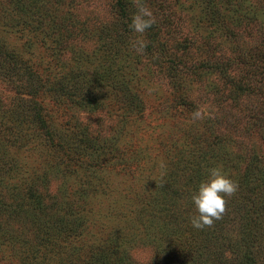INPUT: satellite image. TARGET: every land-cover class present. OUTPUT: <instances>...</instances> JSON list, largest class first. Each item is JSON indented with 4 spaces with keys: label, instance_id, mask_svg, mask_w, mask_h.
Here are the masks:
<instances>
[{
    "label": "trees",
    "instance_id": "1",
    "mask_svg": "<svg viewBox=\"0 0 264 264\" xmlns=\"http://www.w3.org/2000/svg\"><path fill=\"white\" fill-rule=\"evenodd\" d=\"M9 1L13 4V7L16 6L17 9L14 12L9 9V11L3 13L2 18L4 19H2V21L6 22L7 26L9 25L11 28L14 27L17 30L26 29L25 25L34 20H46L39 14H42L40 8L46 7L47 5H44L43 7L36 6L33 10V15H28V17H26L27 14L23 12H26L28 9L22 11L24 6L20 4L23 2H29L31 5L35 3H47L51 5H48V8H51V10L44 16L45 18H48V21L51 24L49 25L51 28V36L58 38L61 43V45H58L53 52L62 55L64 53L63 64L58 62L57 68L58 70L62 68L63 70H67V72H64L63 74V83L61 82L59 85L57 84L58 89L62 90L63 88V94L61 92L60 98L61 100L63 99V102L65 103L66 99L70 100V97L73 96L74 102L72 101V108L79 112H84L83 110L90 111V108H92L98 113L96 114V118H94L95 120L89 118L81 119L76 116L78 121H76L73 131L76 132L75 134L78 133L82 136L80 143H82L81 145L83 146L84 153L80 152L79 155H82L83 159L86 158L87 152L95 153L94 148L99 141L102 143L100 147L104 148L105 152H109L108 155H112L116 152L119 153L116 159L125 158V160H127V156H130L131 159L135 155L140 156L139 152H134L132 150L133 144H126L127 146L117 149L118 142L114 140L111 143L113 133L110 131L107 136V132L112 127L118 128L116 123L121 122L118 118L122 116L121 114L117 115V113L114 112L119 106L123 105L124 107L128 106L130 112L139 109L137 113H143L140 110L142 106L139 105V108H137L135 104H125L124 100L127 98L125 97L124 92L133 88L134 92L129 94V96H131L130 100L139 104L141 95H144V92H148L151 90V87H154V83L156 80L158 81L160 75L176 74L183 78L184 81L181 82L186 83L188 79H185L180 71L183 66L187 67L186 70L183 71V74L191 76L192 78L194 77L196 86L193 87V91L198 92L200 89L205 92V95L210 93L212 99L215 96L220 104H226L229 109L225 107L224 111L226 113L224 114L208 112L202 114L203 119L198 120H194L192 115L188 114V121L176 122L177 128L184 134V138L180 137V141L178 140L169 143L166 151L168 152V156L174 161L173 163H162L164 161L161 159L162 162L157 163L159 167L156 165L157 168L162 166V169L167 176L165 178L162 177L161 182L159 181L160 184H162V188L165 190L164 192L162 189V193L167 196V201H171L166 208V211L170 212L169 214L167 213L168 215L173 216H175L174 213L176 211L179 217L180 213H182L177 209L179 199L191 203L192 195L198 191L200 183L207 179L209 175L208 170L212 167L221 166L224 172L228 173L227 175L238 185L236 193L232 197L227 198V206L233 208V211L229 213L233 212L240 215V220H237V215L235 216L232 213L228 215L231 220L226 221L225 219L224 222L223 220L221 221V219L216 220L212 227H205L202 230L197 229V233L201 232L202 235H205L206 239L213 234L215 235V233H222L225 231L224 228L227 227L226 224H232L237 228L234 230H237L241 237H245L252 242L261 240V249L264 254V215L257 214L260 210L264 209V166L261 169L262 172H256L258 165L253 166V169L247 172L243 178L241 175L232 172L233 169L237 170L240 168L242 164L241 162H245L247 158L261 157V155H258L255 150L257 148H255L254 145L244 142L242 136L254 129L261 137H264V38L260 37V42L257 40V43L250 46L242 44L233 48L234 55L239 63L242 64L243 68L253 65L256 67V71H254V75L249 77H241L240 75L231 76L228 74L225 62L216 61L215 58L213 61L207 58L195 67H193L194 65L192 62H189L190 60L186 53L188 47L196 46L200 53L207 56V52L211 50L213 51V55L220 53L217 46L211 47L210 45H204V42H199L194 45H183L180 40L175 39V41H173L175 43L172 50L163 47V41H159V34L161 33L158 32L160 31V23L158 22V19L160 17L161 19L166 17V19H169L167 20L169 23H173L172 18L167 15L168 11H166V6H169V4H167L166 0H141V3L146 4L151 9L153 16L155 17V23L144 33V40L147 47L143 53H137L135 49L132 48V42L136 39L134 37V31L129 25L131 23L132 15L137 10L133 5V0H117L120 10V12H117L120 13L119 16H117L110 25L104 23L101 27L98 25L101 23L100 21H90L88 19L89 17H84L83 15H80V13L77 15L74 13L73 9L75 8V0ZM197 1L199 0H195V2ZM202 1L207 3L206 8L202 12L204 22L211 19L210 21L216 27H222L223 30L221 34L224 36L229 35L235 39L240 37L235 26L236 24L230 26L222 25L223 19L221 18V15L224 12L219 6L221 7L222 1L223 3H226L231 0ZM234 1L238 5L236 11H243L244 13L241 14L245 16L244 18H248L249 24L256 21L259 23L263 22L264 17L259 19V16H261L260 12L264 7L262 6L264 5V0L258 1V3L262 1L260 8H257L259 9L258 11H256V5L253 4L254 1L248 0L254 9L252 12L244 11L241 9V6H239L240 2H245V4H247V0ZM10 7H12L11 4L7 6L6 9ZM162 8L165 10L163 15H161ZM53 9H55V11L51 14ZM59 14L61 18H59ZM36 16L39 19H34ZM181 16H179V18H181ZM81 18H83V20H81ZM239 20H241V18H239ZM190 21L195 26H199L201 23L199 17L197 20L195 18H190ZM235 22L238 23L237 18ZM261 25L264 27V22ZM110 26L114 27L111 28ZM117 26H119V28L116 30ZM262 29L264 30V28ZM167 33H171V31ZM261 33L263 34L264 32ZM164 34L162 38L164 37ZM248 34L250 35V33ZM8 36L9 37H0V82L13 84L11 83V77L14 74L23 73L22 70H24V73H26L25 82L27 85H31L32 82L33 84H36V87L41 84L43 85L44 83L41 82L40 79H38L39 84L34 81V73L38 68L35 62L30 58H27V60L24 57H22V59L20 57L22 54L18 51V48H22L21 45L25 44L24 40L19 36L23 40L20 41L21 44H19L15 40L16 37L14 34L11 33L8 34ZM214 36L215 35L211 36V38H214ZM208 39L207 37L205 38L206 43L208 42ZM59 51H63V53ZM67 55L69 58H67ZM143 55H145V57H143ZM216 58H218V56ZM89 69L92 70L91 75H89ZM245 72L248 73L249 70L246 69ZM256 75H260L261 80L254 83L252 80ZM126 78H128L129 84L123 83ZM67 79L72 81L69 86H66L65 84ZM220 79L221 83L219 81ZM214 80L219 82L215 83ZM131 82L133 83L132 85L130 84ZM174 83L175 84H172L171 88L176 102L175 105L180 107L183 105H189L191 109H195V102H192L193 100L189 98V95L181 90V86L177 81H174ZM201 86L206 88H201ZM99 88L101 90L103 88L108 89L104 94H101L104 98L101 100L98 99L95 93H92L96 89L100 90ZM79 90H84V95H80L78 92ZM90 93H92V96ZM249 93L252 96V100L247 96ZM255 94L262 97L263 101L260 102ZM207 96L209 97V95ZM120 99L122 100L120 101ZM7 100H12V95L10 93H4L0 89V215H3L5 212L14 214L16 221L19 217H22L20 218L21 220H26L24 225L30 226L27 220L29 212L25 207V205L29 207L30 202L27 200L26 196H23L24 188L21 187V185H25L26 188L29 189L26 193V195H28L27 197H33L32 195H34L36 191V184H46V190H48L49 195H51V200L53 201L52 204H54L52 212L53 210L56 212V208L63 211V206L66 209L70 208L69 204L66 202L63 203V193L62 191H59L58 186L54 185L53 189L47 186L50 184V181L54 177L53 174L56 172L54 158L56 157V150L60 147L61 143H59L58 140L56 141L54 131H52L47 125L46 117L40 113L39 108L36 107L35 104L30 105L28 109H25V107L20 104V101L15 99V102L21 105V109L15 107L13 108V113L7 114L4 112V109H12L7 105ZM106 105H113L115 111H105L104 108ZM239 105L247 107L250 117H252L250 122L244 114V119L251 123L249 126L245 127V129H238L244 119H238V115L234 117V114L236 113L235 107ZM21 110L22 112H20ZM247 117L250 119L249 115H247ZM44 126L48 128V135L50 137H44L45 134L42 133L40 134L42 137L39 142L31 143V140L35 137L34 134L36 129L44 130ZM71 134L73 135V138H75V135L73 133ZM185 134H187V136ZM121 135L124 136V133L122 132ZM176 135H178V133ZM23 137L28 138L26 144L31 143L28 150L33 146V150L29 154L28 151H26V161H29L30 163L32 162L34 164L33 167H30L27 163L23 164L24 160H16L14 158L15 156L10 153L14 146L13 142L16 139H21ZM68 143L69 145L67 148H70L73 143L69 140ZM153 145L156 144L153 143ZM97 152L99 153L98 150ZM72 156L73 155L70 153L69 158H72ZM21 159H24V157H21ZM146 160L149 163L153 159L146 158ZM155 161L156 159L154 162ZM98 163L99 160L92 158L89 160L88 165L81 163L80 167H82V169L85 167V169L87 168L90 170L91 165L94 166ZM143 167L144 166L140 163L129 164L123 166L122 170L139 172L138 169ZM148 170L150 171L149 168ZM148 170L147 168L144 169V171ZM6 175L11 176L10 185L8 180L5 181L4 176ZM54 181L57 180L55 179ZM29 191L32 192L30 196L28 194ZM5 194H8V196L11 197V201L5 198ZM241 197H246L248 202V208L244 212H242L243 204L241 203ZM253 204H255V206ZM109 205L112 206L113 202H109ZM183 209L181 210L183 211ZM72 210L76 209L72 208ZM76 212H82L83 215H79V217L76 218L77 221L74 222L72 226L68 225L66 214H64V216L55 214V216L52 217L54 218L52 220V225L54 234H56L55 239L59 238L61 233H64L67 230L69 231L67 236H71L73 232L77 241H79L80 238L81 241L84 242L82 243V246L76 247L81 250L88 249L85 256H89L90 260H88L86 264H134V261H132L133 250L139 246V243H142V246H147V242H149L151 237L150 232L153 230L150 229L149 225L143 226L141 224V222L143 223V221H146L142 215L143 212L137 214V220H132L127 217L120 220V224H109V221L112 218L118 220L117 218L120 217L121 213L115 214L111 210L104 211L103 216L97 221V234L95 235V238L92 239L96 242L95 245L92 246L84 241L87 236L84 231L89 229V226L85 223L87 219L82 218L89 213H87L88 211H85V213L80 209ZM76 212L72 213L78 215ZM194 213H196V209ZM169 218L170 217L165 216L161 221L169 223ZM184 223L185 222L182 220L181 226H173L172 230H162L160 228L163 232L162 235L172 236V239L174 240L177 239V235L182 238V234L180 233L181 230H184L185 233H187L188 230L187 227H184ZM74 227L78 228L75 229ZM4 229L7 231V227L0 220V235L4 233ZM48 230L50 231L51 228H48ZM155 230H157L155 231V234L160 231L159 229ZM226 231L223 232V234H225ZM169 238L171 237H166V239ZM8 240L3 242H7ZM206 241V246H213L210 240ZM3 242H0V253L5 248H10V251L13 250V245L9 247L4 245ZM45 242L46 236L43 234L42 243L44 244ZM68 243L70 246H73L70 242ZM39 244L42 245L41 243ZM184 244L185 240H183V246ZM38 245L35 243H27V247L25 248L27 250L24 252L29 251L30 254L32 253L36 255V246ZM160 245L163 247L164 244ZM4 246L5 248H3ZM227 246L230 252L232 249L235 250L231 245ZM196 249H201V247ZM70 252L75 253L74 248L71 249ZM251 252L252 251H247L243 255L244 257L246 256L247 260L242 261V257L241 261L239 259L240 263L243 264L249 261L251 259ZM67 254L70 255L71 259L67 258L69 261L67 259H65V261H79L73 260L70 253ZM67 254H65L64 257H67ZM263 256L264 255L261 256V259ZM29 258L32 260L30 255L26 254L24 257L25 260ZM167 258L168 257H165L163 260L164 262H162L163 264H166V262L171 263V261L173 263L171 258ZM161 261L162 259L160 258L159 262ZM11 263L12 262L10 261H6L3 264Z\"/></svg>",
    "mask_w": 264,
    "mask_h": 264
},
{
    "label": "rangeland",
    "instance_id": "2",
    "mask_svg": "<svg viewBox=\"0 0 264 264\" xmlns=\"http://www.w3.org/2000/svg\"><path fill=\"white\" fill-rule=\"evenodd\" d=\"M166 1L167 4H169V6H166V11H168L167 15L172 18L173 23H169V21H167L169 19H166V17H164V19H161V17L158 19V22L160 23V31L158 32L162 34H159V41H163V47L172 50L174 48L175 42L173 41H175V39L180 40L183 45H194L199 42H204V45H210L211 47L217 46L218 51L222 54L218 53L213 55V51L211 50L207 52V56H204L196 46H190L187 48L186 53L187 57H189V62H192L194 65L193 67L201 64L207 58L212 61L215 58L216 61L225 62L228 74L231 76L240 75L241 77H249L254 75L256 67L249 65L247 68H243L242 64L239 63L234 55L233 48L242 44L250 46L257 43V40L260 42V39L264 38V33H261L264 32L262 29L264 27L261 25L264 20L263 22H260L261 24L257 21L249 24L248 18H244L245 16L241 14L244 12L236 11L238 5L234 0L226 3H223L222 1L221 7L219 6L224 12L221 15V18L223 19L222 25L230 26L236 24L235 26L240 37L235 39L232 36H224L221 34L223 30L222 27H216L210 21L211 19L204 22L202 12L206 8V2H203L202 0L197 2H195V0ZM253 1V4L256 5V11H258L259 9L257 8H260L263 0L259 3V0ZM75 2V8L73 9L74 13L76 15L80 13V15H83L84 17H89L88 19L90 21H100L101 23L98 24L100 27L104 23L110 25L120 14L117 13L120 12L117 0H75ZM10 4L12 7L6 9ZM20 5L24 6L22 11L28 9L26 12H23L27 14L26 17H28V15H33V10L36 6L43 7L44 5H47V8H40L42 14H39L46 20H34L25 25L26 29L17 30L14 27L11 28L9 25L7 26L6 22L2 21V19H4L2 18V14L9 11V9L14 12L17 8L16 6L13 7V4L9 0H1L0 37H9L8 34L12 33L15 35V40L19 44H21L20 41L24 40L25 44L21 45L22 48H18V51L22 54L20 57L21 59L22 57L26 59L30 58L35 62L38 68L34 73V81L39 84L38 79H40L44 84L36 87V84H33L32 82L31 85H27L25 82L26 73H24V70H22L23 73L14 74L11 77V83L13 84L0 82V89L4 93H10L12 95V100H7V105L12 109L5 108L4 112L7 114L13 113V108L15 107L21 109L22 105L25 109H28L30 105L35 104V106L39 108L40 113L46 117L47 125L52 131H54L56 141L58 140L59 143H61L60 147L58 146L59 148L56 150V157L54 158L56 172L53 174L54 177L47 186L52 189L54 188V185L58 186L59 191H62L63 193V203L66 202L69 204L70 208L66 209L63 206V211L56 208V212L54 210L52 212L54 204H52L53 201L51 200V195H49L48 190H46V184L40 185L41 183H37L35 194L32 195L33 197H27L28 195H26V193L29 189H27L25 185H21V187L24 188L23 196H26L27 200L30 202L29 207L25 205L29 212L27 220L30 226L24 225L26 220H21L20 218L22 217H19L16 221L14 214L5 212L3 215H0V220L7 227V231L4 229V233L0 235V242L9 239L7 242H3V244L9 247L13 245L14 247L12 251H10V248L6 249L5 246L3 247L5 249L0 253V264H3L6 261L12 262L11 264H86L88 260H90L89 256H85L88 249L81 250L77 248L78 246H82V243L84 242L81 241L80 238L79 241H77L73 232L71 236H67L69 232L67 230L64 233L62 232L59 238L55 239L56 234H54L52 225V220L54 219L52 217L55 216V214L63 216L66 214L67 223L72 226L74 222L77 221L76 218L79 217V215H83L82 212H76L78 209L84 212L88 211L87 213H89L88 215L83 216L82 219H87L85 223L89 226V229L84 231L87 235L85 237L86 240L84 241L92 246H94L96 242L92 239H94L97 234V221L103 216L104 211L111 210L115 214L121 213L120 217L117 218L118 220L112 218L113 220L111 219L109 224H120L119 221L127 217L132 220H137V214L143 212L142 215L146 221H143V223L141 222V224L143 226L149 225L150 229L153 230L150 232L151 237L149 242H147V246H142V243H139V246L133 250L132 261H134V264H163L162 262H164L163 260L165 257H168L167 259L171 258L174 264H242L240 263L242 257V261L247 260L246 256H243L247 251H252L250 256L251 259L243 264H264V256L261 259V256L264 255L261 249L262 241L259 240L252 242L245 237H241L239 232L234 230L237 228L232 224H226L227 227H225L224 230L229 231H226L225 234H223L225 231L222 233L218 232L206 239L205 235H202L201 232L197 233V229L192 227L190 222V217L196 214L194 213L195 205L193 201L188 203L185 200L179 199L177 209L182 212L179 217L176 211L174 213L175 216L168 215L170 212L166 211V208L171 201H167V196L162 193L163 188L160 182L162 177L165 178L167 176L162 169V166L157 168V163L162 162L161 159L164 161L162 163H173L174 161L168 156V152L166 151L169 143L178 141L180 137L184 138V134L177 128L176 122L188 121V116L192 115L197 109L201 110L202 114L208 112L224 114L226 113L224 108L226 107L229 109V107L226 104H220L215 96L212 99L210 93H207V95H209L208 97L204 94L205 92L200 89L198 92L193 91V87L196 86L194 77L192 78L191 76L184 75L183 71H185L187 67L183 66L180 71L182 76L185 79H188L186 83L181 82L184 81L183 78L176 74L160 75L158 81H155L154 87H151L150 91L144 92V95H141L139 104L130 100L131 96H129V94L134 92L133 88L124 92L125 97L127 98H124L126 99L124 100L125 104L132 103L135 104L137 108H139L140 105L142 106L140 110L143 113H137L139 109L130 112V108H128V106H125V108L123 105L119 106L116 111L113 105H106L104 108L105 111H115L114 113H117V115H122L118 118L121 122L116 123L118 128L112 127L107 132V136L110 131L113 133L111 143L114 140L117 141V149L133 144L132 150L134 152H139L140 156L135 155L132 159L130 156H127V160H125V158L116 159L119 153L116 152L112 155H108L109 152H105L104 148L100 147L102 143L99 141L94 148L95 153L87 152L86 155L88 157L86 156V158L83 159L82 155H79L80 152L84 153L83 146L81 145L82 143H80L82 136L78 133L75 134L76 132L73 131V128L76 121H78L77 117H80L81 119L89 118L95 120L94 118H96V114L98 113L92 108H90V111L83 110L84 112H79L72 108L71 106L74 102L73 96L70 97V100L66 99L65 103L63 102V99L61 100L60 98L61 92L63 94V88L62 90L58 89L57 84L59 85L61 82L63 83V74L64 72L66 73L67 70H63V68L58 70L57 68L58 62L63 64L64 53L63 51H59L63 53L62 55L53 52V50H55L58 45H61V43L58 38L51 36V28L49 26L51 24L49 23L48 18H45L44 16L51 10V8H48V5H51L47 3H35L31 5L29 2H23ZM239 6H241V9L244 11H254L248 0L247 4H245V2H240ZM54 11L55 9H53L51 14ZM161 11V15H163L165 10L162 8ZM260 13L261 16H259V19L264 17V7ZM179 16H181V18H179ZM198 17L201 19V23L199 26H195L190 21V18H195L197 20ZM59 18H61L60 14ZM236 18L238 23L235 22ZM239 18H241V20H239ZM34 19L39 18L36 16ZM81 20H83V18H81ZM110 27L113 28L114 26ZM118 28L119 26L116 27V30ZM170 31L171 33H167ZM248 33H250V35ZM163 34L164 37L162 38ZM213 35H215L214 38H211ZM140 36L141 34L134 32L135 39ZM144 36L145 34H143V39ZM206 37L207 39L209 38L207 42L208 44L205 41ZM217 56L218 58H216ZM143 57H145V55H143ZM67 58H69L68 55ZM246 69L249 70L248 73L245 72ZM91 74L92 70L89 69V75ZM68 79L65 81L66 86H69L72 82ZM259 80H261V76L256 75L252 81L257 83ZM174 81H177L181 86V90L189 95V98L193 100H191L192 102H195V109H191L189 105H183L182 107L175 105L176 102L171 88L172 84H175ZM219 81L221 83V79ZM219 81L214 80L215 83H218ZM123 83L129 84L128 78H126ZM130 84L132 85L133 83L131 82ZM201 88L206 87L201 86ZM107 90V88H103L102 90L96 89L92 93H95L98 99L101 100L104 99L101 94H104ZM78 92L80 95H84V90H79ZM92 93H90V95ZM247 96L252 100L250 93L247 94ZM256 98L260 102L263 101L262 97L256 95ZM15 99L20 101L21 105L17 104ZM121 100L122 99H120V101ZM235 109L236 113L234 114V117L238 115V119H244L245 114L247 120L251 122L252 117H250L247 107L239 105L235 107ZM20 112H22V110ZM247 115H249L250 119H248ZM247 120L244 119L238 129H245V127L249 126L251 123ZM122 132L124 133V136L121 135ZM42 133L45 134L44 137H50L48 135V128L44 126V130L36 129L34 134L35 137L33 136L34 139L31 140V143L39 142L42 137L40 134ZM71 133L75 135V138H73ZM177 133L178 135H176ZM185 135L187 136V134ZM67 139L73 143L70 148H67L69 145ZM242 139L244 142L254 145L255 148H257L255 150L258 155H261V157L247 158L245 162H241L242 167L240 166V168H238L239 170H232L234 174H239L243 178L247 172L253 169V166L258 165L256 172H262L261 169L264 166V157H262L264 156V137H261L256 130L252 129L245 133L242 136ZM27 141L28 138L26 137L16 139L13 142L14 146L10 153L15 156L14 158L16 160H24L23 164L27 163V165L29 164L30 167H33L34 164L32 162L30 163L29 161H26V151H28L29 154L33 150V146L28 150L31 143L26 144ZM153 143L156 145H153ZM70 153L73 155L72 158H69ZM21 157H24V159H21ZM92 158L99 160V163L94 166L91 165L90 170L87 168L85 169V167H83V169L80 167L81 163L88 165L89 160ZM146 158L153 160L148 163ZM155 159L156 161L154 162ZM139 163L144 166L143 168L138 169L139 172L122 170L125 165ZM146 168L147 170L149 168L150 171H144ZM4 177L5 181L8 180L10 185L11 176L6 175ZM55 179L57 181H54ZM31 193L32 192L29 191V196ZM5 195V198L11 201V197H9L8 194ZM109 202H113V205L110 206ZM241 203L243 204L242 212H244L248 208L247 198L241 197ZM253 205L255 206V204ZM72 208H75L76 210H72ZM181 209H183V211ZM231 211H233V208L227 206L226 212L221 221L223 220L224 222L225 219L226 221L231 220V218L228 217V215L233 213H229ZM72 212H76L78 215ZM233 214L235 216L237 215L235 213ZM257 214L264 215V209L260 210ZM165 216L170 217L169 223L161 221ZM236 218L237 220H240V215H237ZM182 220L185 222L183 224L184 227H187L188 229L187 233L180 229L182 238L177 235V239L174 240L172 239V236L162 235V230H172L173 226L180 227ZM48 228H51V230L49 231ZM77 228L78 227L75 229ZM160 228L162 230H160ZM155 229H159L160 231L155 234V231H157ZM43 234L46 236V242L44 243L46 245L42 243ZM166 237L171 238L166 239ZM183 240H185L184 246ZM206 240H210L213 246H206ZM68 242L73 246H70ZM27 243H35L37 245L41 243L44 246L40 244L38 246L41 248L36 246V255H34L32 253L30 254L29 251L24 252L27 250L25 249ZM160 244H164L163 247H161ZM227 245H231L235 250L232 249L231 253ZM199 247H201V249H196ZM73 248L75 253L70 252ZM67 253L71 254L73 260L79 261H65L67 258L71 259L70 255ZM26 254L30 255L32 260L30 258L25 260L24 257ZM65 254L68 256L64 257ZM160 258L162 259L161 262H159ZM173 263L172 261L171 263L166 262V264Z\"/></svg>",
    "mask_w": 264,
    "mask_h": 264
},
{
    "label": "clouds",
    "instance_id": "3",
    "mask_svg": "<svg viewBox=\"0 0 264 264\" xmlns=\"http://www.w3.org/2000/svg\"><path fill=\"white\" fill-rule=\"evenodd\" d=\"M136 12L131 17L129 27L136 33L141 34L132 42V48L137 53H143L147 44L143 34L155 23V17L151 9L141 0H133ZM194 120L203 119L201 110L197 109L192 113ZM209 175L202 181L199 189L192 195L196 214L190 217L192 227L202 230L205 227H212L214 221L223 218L227 209V198L232 197L238 185L223 170L221 166L212 167L208 170Z\"/></svg>",
    "mask_w": 264,
    "mask_h": 264
}]
</instances>
